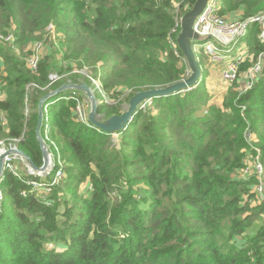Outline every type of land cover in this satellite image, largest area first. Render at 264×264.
I'll return each mask as SVG.
<instances>
[{
	"label": "trees",
	"instance_id": "16d2710c",
	"mask_svg": "<svg viewBox=\"0 0 264 264\" xmlns=\"http://www.w3.org/2000/svg\"><path fill=\"white\" fill-rule=\"evenodd\" d=\"M220 1L246 6L249 18L264 9V0ZM170 3L0 0V30L11 29L15 43L32 44L52 22L63 32L59 46L66 48V58L79 67L98 68L105 90L125 87L133 95L185 76V64L167 44L176 27ZM255 27L252 23L246 37L253 54L261 50L256 35L252 37ZM5 49L0 48V56L10 80L0 109L13 124L5 132L0 122V138H19L25 86L44 87L54 60L43 53L37 71L31 72L24 56ZM60 62L57 58L54 64ZM206 91L201 81L184 93L154 98L117 133L118 143H111V134L77 122L73 102L59 99L63 93L51 97L50 121L66 163L65 198L55 187L48 196L50 206L35 192L22 196L26 182L4 173L3 203L12 209L1 210L0 264H264V222L256 224L264 205H248L255 179L232 175L247 156L259 154L264 167V69L253 88L239 97L231 93L223 109L207 104ZM42 95L44 91L35 105ZM98 111L120 112L105 103ZM36 120L35 112L18 148L40 166ZM77 183H89L90 195L78 191ZM74 208L77 218L69 222ZM53 241L65 249L56 251Z\"/></svg>",
	"mask_w": 264,
	"mask_h": 264
},
{
	"label": "rangeland",
	"instance_id": "374dc122",
	"mask_svg": "<svg viewBox=\"0 0 264 264\" xmlns=\"http://www.w3.org/2000/svg\"><path fill=\"white\" fill-rule=\"evenodd\" d=\"M164 1H166V0H154V2L157 5H162L164 3ZM194 1L195 0H169V2H171L170 4L172 5L171 13L174 16L175 21L176 20L178 21V29H179L180 18L182 17L184 12H186L187 10H189L192 7ZM246 9H247L246 6L238 5L236 2H233L232 7H229L226 5L223 6V4L220 3L219 9H218V15L224 16V18L227 19L228 21H244V20H248V18L251 17V16H248V17L245 16L244 11H246ZM259 14H264V9H262V8L257 9L256 13H254L252 15V17L253 16L256 17ZM178 29H176V32L178 31ZM8 32H11V29L0 30V35H2V34L6 35ZM176 32L174 33V35H172V37H171V35H170V37L168 36L167 44L169 47L172 48L173 52L180 58L179 63L180 64L183 63L186 66L185 67L186 73H185V76L183 77V80H184L189 76L190 71L188 69L186 60L183 58V55L177 54L178 46H177L176 41H175ZM258 32H259V24L257 23L256 27H255L254 35H252V37H255V35H256V38H257ZM203 36H206V35H203ZM59 37L63 38V32H61L60 30H57V28L55 27L54 37L51 40L44 35L41 39L36 40V41L42 42L43 49H44V56L51 53L50 57L53 58L54 61H56L57 58L59 59V62L61 61L60 63H55V64L53 61L52 65H51V69H50L51 70L50 74L51 73H58L61 76V79L58 82H61V84L67 83L69 81L85 82L84 79L87 80V78L80 72L84 68V66L79 67L76 61H72L71 59H68L65 57L64 52H65L66 48L64 46H59L60 45L59 44ZM60 40H62V39H60ZM257 40H258V38H257ZM192 42H194V41H192ZM196 42H198V43H200V45H202L204 40L203 41H196ZM56 43H58L59 50H56V48H57ZM258 43L261 46V50H260V52H261L263 49V46L259 41H258ZM51 44H52V46H51ZM31 45H32L31 43H28V44L27 43L26 44H20L19 43L18 44V43H15V41L9 42V41H5V40L0 39V48L4 47V48H6L5 50H8V51L11 50V52H13V53H17L20 56H24V59L27 56V54L29 53ZM194 45L195 44L192 43V47ZM218 46L220 47L222 45L218 44ZM226 48L228 49V52L226 53V55L231 60H233V62L238 67L237 78L234 81H232L231 83L225 81L222 78V71L226 68V66L228 64V61H226L227 57L224 55L225 54L224 52L220 53L221 54L220 55L221 60L219 62H216V63L210 62L208 56L206 54H204V52H202L201 47L199 49H197L198 54H197V52H195L198 64L201 68V74L199 76L198 83L201 81H204L206 84V90H207L206 92L209 95V97H207V99H208L207 104H209V105L211 104L217 108H222V109H223V104L225 102H227L226 99L228 98V96L231 93H233V98L235 96L239 97L240 95L244 94L247 90L253 88L256 85V83L259 81V78L256 77L257 78L256 79V78H254V76L252 74H250V68L252 66V63L254 62V58H253V53L249 52V46L247 44L246 38L243 40H240V41L239 40L234 41V39H233V41L231 40V43L229 45H227ZM163 54H165V53H163ZM61 56H63L65 59L63 60ZM239 58H243V59L241 61H239ZM4 67L5 66L3 64V58L0 56V100H4L7 98V87H8V82L10 80V76H8L6 74V70L4 71ZM59 70H61V72H59ZM91 72L93 75L98 77L97 76L99 73L98 68L92 67ZM77 75L80 76V78ZM193 88H195V86L187 87L186 89H183L182 91L176 92L174 94L184 93V92L189 91ZM50 90L52 91L54 89L51 88ZM128 90H130V89H127L125 87H120V88L113 89V90L112 89L106 90V92L108 93V99H107L108 104L107 105L116 106L117 109L120 110V112L117 114H120L121 112H123L128 105V101H129L130 97L132 96L131 90H130V92H128ZM25 91H26L25 93L29 94V98H30L29 102H28L29 115L27 116L24 114L23 130H22V134H21L22 136H20L21 138H24L25 133H27L29 130L27 128L28 119L30 118V116L33 113L37 112V104L35 105V98L40 93V91L36 90V89L35 90H33V89L26 90V86H25ZM203 92H205V90ZM46 93H48V91L44 92V94H46ZM66 93H68V92H66ZM63 94H65V93H63ZM97 97H98V99H100L101 95L97 94ZM60 98L61 97H59V99ZM155 98H157V97H155ZM153 99L154 98H152V100ZM49 104H51V103H49ZM24 107H25V105H24ZM22 109H23V106L20 105L18 107L19 114H21ZM244 109H245V106H241V109H240L241 115L244 114ZM23 113H24V109H23ZM6 114H7L6 112H3L0 109V122L3 125L5 132H7L9 130V128L11 127V125L13 124L9 119L7 120ZM43 114H44V112H43ZM112 114L113 113H107V111H105L104 115H112ZM46 123L49 126V129L46 130L45 126L43 125L42 129H41V133H42V135H45L46 133H48V135H49L48 144L50 145V148L53 151L55 157L58 156V152H59V157L61 158V160L63 162V165H64L63 168H64V172H65L66 163H65L64 158H63L64 157L63 156V145L61 144V142L56 137L54 127L50 121L49 112H48V117H47ZM126 128L127 127H125L123 130H125ZM248 136L249 135H246L247 142L249 141ZM250 137L252 139L253 135L250 134ZM4 139H5L4 137L0 138V140H4ZM110 140H111V143H118L120 140V136L118 134H111ZM51 141L54 142V146L51 144ZM55 146L57 147L58 151L55 149ZM48 152L51 153L50 150H48ZM243 161L244 162H243L241 169L239 168L233 172V174H232L233 179L236 178L239 180H244V178H246L243 176L242 170L245 167V165L251 164L252 161L250 159V156L244 157ZM41 165H42V163H41ZM16 167L19 168L20 171L22 172L23 165L20 161H16ZM53 174L54 173H52L49 178H52ZM65 175H66V172H65ZM3 176H4V172L0 176V190L2 192V198L0 199V215L3 214L4 211L8 213L12 209V206L10 203H8L7 201L5 203H3L5 200L3 188L1 187V184L3 181L2 180ZM29 176H33V177H36L34 179H38L37 176H34V175H29ZM43 182H50V181L47 178V180H45ZM65 184L67 185L66 176L55 186V188H57V189L61 188L62 191L59 189L60 190L59 192H60V197H62V198H65V197H63L64 196L63 192H65V187H66ZM253 185H250V187H249L251 192H253ZM74 187L78 191L82 192L83 194H86L88 196L90 195L91 185L89 183H83L80 185H78V183H77L74 185ZM28 188H29L28 191L30 193L35 192L37 195H40L41 191L44 192V190H42V189L40 190L37 187L30 186ZM65 196H68V194H65ZM243 199L246 200L245 195L243 196ZM256 204H259V203L255 200V198L254 199L251 198V200H249V202H248V205L250 207H252ZM1 210H4V211H1ZM248 213H250V212H248ZM71 215L72 216L70 217L69 222H72L77 218V210L75 208L72 210ZM262 222H264V213L261 214V219L258 220V223L256 222L257 226L259 224H261ZM227 224L228 223H226L225 226ZM254 228L255 227L251 228V230H254ZM52 245L54 246V249L58 252H62L63 249H65V247H66V246H63L61 243H57L54 245V241H53ZM47 248H52V247H49L47 245Z\"/></svg>",
	"mask_w": 264,
	"mask_h": 264
},
{
	"label": "built area",
	"instance_id": "2783aa9c",
	"mask_svg": "<svg viewBox=\"0 0 264 264\" xmlns=\"http://www.w3.org/2000/svg\"><path fill=\"white\" fill-rule=\"evenodd\" d=\"M220 3H221L220 0H209L203 12L197 18L193 27L194 31L199 35H206L208 36V38L204 40L202 45H200V43L196 41L192 42L193 44H195L193 46L194 51L197 52V49L201 47L202 52H204V54L208 56L210 62L212 63L219 62L221 60L220 53L224 52L225 53L224 55L227 57L226 61H228V64L226 68L222 71V78L225 81L231 83L237 78L238 67L233 62V60H231L226 55V53L228 52V49L226 47L231 43V40L233 41V39L234 41H238V40L240 41L245 39L249 33V28L252 25V23H256V24L258 23L259 32L257 38L258 41L262 44L263 49L261 52H258L257 54H253L254 62L252 63V66L250 68V74H252L254 78L256 77L260 78L264 69V14H259L256 17L248 18V20H244V21H228L227 19L224 18V16L218 15V9ZM177 27H178V21L176 20V27L172 29L171 34L174 35ZM54 33H55V25L52 22H50L44 29V36L48 37L51 40L54 37ZM2 35H0L1 40H5L9 42H13L15 40V36L13 35L12 31L8 32L6 35L3 36ZM218 44L222 46L219 47ZM43 53H44V49L41 41H36L32 43L30 51L25 57L26 67L31 72L37 71ZM242 59L243 58H239V61H241ZM80 72L90 82L89 86L91 87L96 97L97 94L101 95L100 99H98L97 97L98 105L104 103L108 104L107 103L108 93L104 89L100 79L92 74L91 67L84 66V68ZM60 79L61 76L58 73H51L48 75V83L44 87H41L36 83H29L26 85V90L36 89L39 91L49 92L51 91L50 89L52 88V86H54ZM128 92H130V90H128ZM60 100L72 101L74 104L72 106V112L75 120L89 127H92L88 122L86 102L82 99L79 93L74 91L65 93L61 96ZM28 102H29V94L25 93L24 114L27 116L29 115ZM151 104H152V98L147 99L139 110L145 109L146 107H150ZM49 106L50 104L48 102L43 105V112H44L43 125L45 126L46 130L49 129V126L46 123L49 112ZM103 116H104L103 113H98L97 117L101 118ZM43 138L47 144L48 150L51 151V153L48 152L49 164L44 171H35L30 167L29 163L25 158L14 152V150L18 149V143L21 140V137L5 138L4 140H0V156H3V161H2L3 172L5 173L8 171L19 180H23L24 182H26L27 188L32 186V187H37L40 190L41 189L44 190V192L41 191L39 197L41 198L43 203H45L47 206H50L51 202L49 201L48 196L51 193L52 188H54L66 175L63 168L64 167L63 162L59 157V152H58V156L55 157L53 151L50 148V145L48 144V139H49L48 133L43 135ZM51 144L54 146L53 141H51ZM55 149L58 151L56 146ZM250 159L252 161L251 164L245 165V167L242 170V174L246 178L252 176L255 179V183L253 185L254 198L259 204L264 205L263 162L259 154L250 157ZM16 161H20L22 163L23 165L22 172L20 171L19 168L16 167ZM23 172L25 174H23ZM52 173H54L52 178H49ZM26 174L37 176L38 179L24 180L23 177ZM47 178L49 179L50 182H43L47 180ZM28 192L25 189L24 191L21 192V195L26 196ZM1 198H2V192L0 190V199Z\"/></svg>",
	"mask_w": 264,
	"mask_h": 264
},
{
	"label": "water",
	"instance_id": "95a60500",
	"mask_svg": "<svg viewBox=\"0 0 264 264\" xmlns=\"http://www.w3.org/2000/svg\"><path fill=\"white\" fill-rule=\"evenodd\" d=\"M208 2L209 0H195L192 7L184 12L180 18L179 29L175 34V41L178 49L186 60L190 71V74L186 79L166 87L138 91L130 97L128 105L123 112L120 114L104 115L101 118L97 117L99 113L97 98L88 83L69 81L61 84L54 90L44 94L37 103V120L34 135L42 155V165L36 166L29 156L20 149L14 150V152L25 158L30 167L35 171H44L47 168L49 164L48 148L41 133L44 119L43 105L54 95L72 91L79 93L87 105L89 124L93 128L106 134H117L130 123L134 114L141 108L147 99L174 94L187 87L196 86L201 74V68L198 64L196 53L192 47V41H203L208 37L196 33L193 27ZM2 161L3 156H0V176L3 174Z\"/></svg>",
	"mask_w": 264,
	"mask_h": 264
}]
</instances>
